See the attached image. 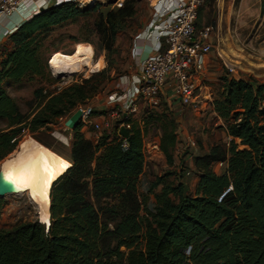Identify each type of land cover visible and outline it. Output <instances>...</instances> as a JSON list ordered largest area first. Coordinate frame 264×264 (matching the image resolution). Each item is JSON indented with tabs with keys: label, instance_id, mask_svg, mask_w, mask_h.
Masks as SVG:
<instances>
[{
	"label": "trees",
	"instance_id": "16d2710c",
	"mask_svg": "<svg viewBox=\"0 0 264 264\" xmlns=\"http://www.w3.org/2000/svg\"><path fill=\"white\" fill-rule=\"evenodd\" d=\"M99 5H53L9 35L11 48L0 53V162L14 152L22 131L35 133L70 117L111 81L105 69L58 92L35 89L26 114L4 88L47 78L41 48L52 29L76 22ZM137 6L125 0L117 10L99 15L94 28L103 51L114 53L115 38L137 15ZM220 81L211 109L230 142L195 160L198 180L192 196L182 184L157 180L148 190L151 208H145L146 199L140 203L137 197L144 168L142 127L121 119L119 125L130 123L127 139L116 127L92 143L78 123L71 132L70 166L48 189V227L35 221L0 230V264H264V86L231 77ZM142 123L143 128L155 124L158 149L171 165L178 139L171 113L162 109ZM218 163L225 164L219 175L213 171Z\"/></svg>",
	"mask_w": 264,
	"mask_h": 264
},
{
	"label": "rangeland",
	"instance_id": "374dc122",
	"mask_svg": "<svg viewBox=\"0 0 264 264\" xmlns=\"http://www.w3.org/2000/svg\"><path fill=\"white\" fill-rule=\"evenodd\" d=\"M124 1L95 0L93 3L100 4L97 11L79 18L74 23L52 29L41 48L42 56L47 60L49 76L32 78L19 85L4 86L5 91L16 101L22 113H28L33 107L31 103L35 89L43 88L47 92H58L70 84L79 83L106 69L108 72L104 77H110L111 81H105L98 93L80 106L88 109V120L92 124L99 125L100 130L96 132L93 125H87L88 132L83 136L95 143L103 134H110L111 130L119 125L120 118L116 116V113L120 108L108 104V97L121 90L120 80L123 77H130L132 43L149 20L150 2L135 0L138 3L137 15L127 24L126 29L116 36L112 54L103 51L94 25L99 15L105 16L108 12L117 10ZM88 6L89 4H86L82 8H88ZM203 6L207 7L209 13L205 19L202 16L198 19L197 27L210 28L215 36L209 55L210 63L204 72L205 77L201 80V88H206V93L203 89L200 91L204 93L202 97H199L203 104H197L195 108H180L172 103L170 107H167V103L162 98L156 106L143 103L132 119L142 127L144 132V168L138 179L137 197L140 203H144L146 199L145 208L147 209H150L153 203L148 190L157 180L174 186L182 184L185 193L192 196L198 180L193 168L195 160L206 154L213 146H228L230 139L226 135L225 125L211 109V104L221 92L220 79L231 77L236 81L249 82L255 88L264 86V0H207ZM82 47L91 49V68H82L79 72L63 76H57L50 70L49 62L54 55L72 56ZM4 50H7L6 46L0 49V53ZM97 64L98 67L92 69ZM162 109L171 113L177 125L178 139L171 165L166 162L159 149L154 147L158 145L159 140V130L155 124H149L143 128L142 123L149 115ZM67 118L69 117L62 118L56 124L35 133L22 131L14 152L8 156V160L0 162V173L6 168L9 160L20 155L21 145L28 141L38 143L69 163L72 135L71 131L64 127ZM106 123L109 124V128H106ZM81 126H83L82 123ZM55 134L62 136L66 144L59 141ZM238 149L241 150L244 147L238 146ZM224 169V167L213 166V171L217 175L222 174ZM160 191L161 185L154 190L155 193ZM0 199L2 200L0 230H9L17 225L35 221L48 222L43 221L41 208L26 192L9 193L1 196ZM89 200L93 202L92 199L89 198ZM95 206L99 208L98 204ZM139 216L141 218L144 216L143 211Z\"/></svg>",
	"mask_w": 264,
	"mask_h": 264
},
{
	"label": "built area",
	"instance_id": "2783aa9c",
	"mask_svg": "<svg viewBox=\"0 0 264 264\" xmlns=\"http://www.w3.org/2000/svg\"><path fill=\"white\" fill-rule=\"evenodd\" d=\"M46 1L0 0V19L10 17L26 2ZM206 1L149 0L150 19L141 36L153 41V52L142 62L139 74L123 77L120 80L121 90L108 97L110 104L119 106L116 116L120 120H132L138 112L139 104L156 106L162 98L167 107L172 103L180 108L196 107L203 88L201 80L212 51V30L198 29L196 25L198 12ZM77 110L81 111L79 122L93 125L96 132L100 130L99 125L89 123L86 109L79 106ZM105 126L109 128V124ZM120 127L127 130L130 123H121L117 130ZM154 147L158 148V145ZM215 166L225 168L224 163ZM230 190H225L218 200Z\"/></svg>",
	"mask_w": 264,
	"mask_h": 264
},
{
	"label": "bare ground",
	"instance_id": "6f19581e",
	"mask_svg": "<svg viewBox=\"0 0 264 264\" xmlns=\"http://www.w3.org/2000/svg\"><path fill=\"white\" fill-rule=\"evenodd\" d=\"M93 2L95 0H83L82 5H91ZM91 57V49L82 47L72 56L54 55L49 62V67L57 76L70 75L81 71L82 68H91ZM97 67L98 64L92 69ZM55 137L66 144L62 136L55 134ZM68 167L69 163L66 160L51 153L45 147L34 141L25 142L21 145L20 155L9 160L6 168L0 173V196L26 192L41 208L42 219L47 222L49 219L48 189Z\"/></svg>",
	"mask_w": 264,
	"mask_h": 264
},
{
	"label": "crops",
	"instance_id": "0c3cea01",
	"mask_svg": "<svg viewBox=\"0 0 264 264\" xmlns=\"http://www.w3.org/2000/svg\"><path fill=\"white\" fill-rule=\"evenodd\" d=\"M64 2H73V3L77 4L79 7H83L84 6V5H82L83 4V0H48V1L44 2V3L43 2H36V3L26 2V3L22 4V5H20L17 8V10L10 17L1 18L0 19V49L2 50V47L6 46L7 50H9L11 48V45L8 42L9 35L12 34L14 32V30L20 24H22L23 22H25L26 20H28L29 18H31L32 16L37 14L39 10H41V9L45 10V9H47L50 6H53V5H56V4H59V3H64ZM201 8L203 10H201V9L199 10L197 21H198V19L201 16H202V18L205 19V17L209 13L207 7L202 6ZM149 19H150V16H149ZM148 22H149V20H148ZM148 22L146 23V25L148 24ZM146 25L143 26V29L134 38L133 43H132V62H131V65H130L131 70H130V73H129L130 77H135V76H137L139 74V70H140V66H141L142 62L149 55H151L152 52H153V44H154L153 41L151 39L144 38V37L141 36V34L144 31ZM201 28H204V26H202ZM214 37H215L214 33H212V36H211L212 47H213L214 41H215ZM210 59L211 58L209 56L208 60H207V63H206V68L208 67V65L210 63ZM203 77H205V74H203ZM206 77H208V74H206ZM202 89L205 91L204 93H206V88H202ZM204 93L201 92L199 97H202L204 95ZM198 99L199 100H198L197 104H201L202 105L203 104L202 101L200 100V98H198ZM108 104H110V103L108 102ZM110 105H112V104H110ZM140 106H141V104L138 106V109H139ZM87 120H88V118H87ZM88 121H89V123L92 124V122L90 120H88ZM79 123H81V122H79ZM86 126L87 125H83L80 128V132L83 135H84V133L88 132Z\"/></svg>",
	"mask_w": 264,
	"mask_h": 264
},
{
	"label": "water",
	"instance_id": "95a60500",
	"mask_svg": "<svg viewBox=\"0 0 264 264\" xmlns=\"http://www.w3.org/2000/svg\"><path fill=\"white\" fill-rule=\"evenodd\" d=\"M41 11L43 10H40L39 13ZM80 118H81V111L76 110L69 118L65 120L64 127L66 128V130L73 131L75 127L77 126V124L79 123ZM118 135L121 136L123 139H127L126 129L123 127H120L118 129ZM39 223L45 225L46 228L48 227V224L46 223H43L41 221H39Z\"/></svg>",
	"mask_w": 264,
	"mask_h": 264
}]
</instances>
